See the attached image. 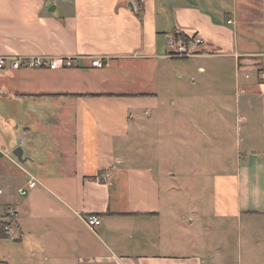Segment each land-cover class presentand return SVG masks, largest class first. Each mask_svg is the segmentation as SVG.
Returning <instances> with one entry per match:
<instances>
[{
    "label": "crops",
    "instance_id": "obj_1",
    "mask_svg": "<svg viewBox=\"0 0 264 264\" xmlns=\"http://www.w3.org/2000/svg\"><path fill=\"white\" fill-rule=\"evenodd\" d=\"M141 2L0 0V55L75 57L0 70V264H264L261 1ZM177 35L197 54L168 57Z\"/></svg>",
    "mask_w": 264,
    "mask_h": 264
},
{
    "label": "built area",
    "instance_id": "obj_2",
    "mask_svg": "<svg viewBox=\"0 0 264 264\" xmlns=\"http://www.w3.org/2000/svg\"><path fill=\"white\" fill-rule=\"evenodd\" d=\"M145 1V0H142ZM231 22V21H230ZM182 35H177L169 38V51L167 53L168 57L171 58H189L197 54L195 45L199 44L201 41L197 39L196 36L188 37L187 42L182 40ZM262 65L259 66L258 70L262 71L264 74V54ZM92 65L97 67H104L108 65L106 58L97 57L92 60ZM75 67V57L74 56H19V55H0V70L2 69H34V68H49V69H66ZM257 72V71H256ZM258 73V72H257ZM250 75L247 74V77ZM3 154V152L1 151ZM37 185L36 180H32L29 183L31 188ZM2 190L0 189V193ZM21 194H26L27 190L22 188L19 190ZM17 215L18 209L14 206H8L3 214L1 221V226L3 232L8 238L12 240L18 239L17 237ZM85 223L88 227L95 231L98 226L102 223L101 218L96 214H89L83 217Z\"/></svg>",
    "mask_w": 264,
    "mask_h": 264
},
{
    "label": "rangeland",
    "instance_id": "obj_3",
    "mask_svg": "<svg viewBox=\"0 0 264 264\" xmlns=\"http://www.w3.org/2000/svg\"><path fill=\"white\" fill-rule=\"evenodd\" d=\"M261 2L255 5V10H254V24H252V29L251 32L252 33H256L259 37H261V42L259 43V46L264 48V24H260L261 20L264 21V0H260ZM260 17V19H258ZM183 36V35H182ZM243 37V34H241V38ZM182 40L186 41L188 40V37H181ZM260 54H264V53H251L249 55H247L246 60L243 62V70L245 68V70L247 71H257V75L259 76L260 79H262L261 83L264 84V74L262 71L258 70L259 66L262 65V61H263V56ZM174 59H182V58H174ZM186 59V58H183ZM195 71H197V69H194ZM244 70V71H245ZM256 73V72H255ZM206 85H201L200 91H207V88H204ZM210 88H213V85H208ZM227 118V117H226ZM202 122V121H201ZM216 127L217 129L219 128H223L226 125V128L228 127V129L230 130V126L231 125L229 122L225 121V122H219L218 118L216 121ZM197 137V135H196ZM198 141V140H197ZM199 143H201L202 145H207L209 144L207 139H205L201 134L199 136ZM207 153V152H206ZM210 155H212L210 152L209 154H206L204 161L207 162L210 160ZM190 178H192V174L184 179V180H180L179 182H182L184 184V186L186 187H190V188H194L197 186L198 184V180H194L195 183H197L196 185L193 186V181L190 180ZM205 182H209L208 180H206Z\"/></svg>",
    "mask_w": 264,
    "mask_h": 264
},
{
    "label": "water",
    "instance_id": "obj_4",
    "mask_svg": "<svg viewBox=\"0 0 264 264\" xmlns=\"http://www.w3.org/2000/svg\"><path fill=\"white\" fill-rule=\"evenodd\" d=\"M14 153L20 160H24L23 159V149L21 147L17 148Z\"/></svg>",
    "mask_w": 264,
    "mask_h": 264
},
{
    "label": "trees",
    "instance_id": "obj_5",
    "mask_svg": "<svg viewBox=\"0 0 264 264\" xmlns=\"http://www.w3.org/2000/svg\"><path fill=\"white\" fill-rule=\"evenodd\" d=\"M138 6H139V9L142 11L143 10V8H142V2H141V0H138ZM183 37H185L184 35H183Z\"/></svg>",
    "mask_w": 264,
    "mask_h": 264
}]
</instances>
